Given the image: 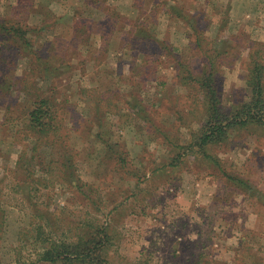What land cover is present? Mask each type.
<instances>
[{"label":"rangeland","instance_id":"obj_1","mask_svg":"<svg viewBox=\"0 0 264 264\" xmlns=\"http://www.w3.org/2000/svg\"><path fill=\"white\" fill-rule=\"evenodd\" d=\"M0 21H20L30 40L0 34V264H51L39 262L37 226L50 222L63 237L89 219L112 235L103 264H264L262 129L231 131L212 149L251 188L194 155L166 166L205 116L184 96L200 87L177 83L175 60L200 69L205 54L213 56L222 103L246 99L251 49L264 61V0H0ZM145 32L156 38L150 45L123 41ZM42 97L64 129L38 140L37 178L29 182L16 161L34 146L37 135L24 125ZM134 98L144 104L140 113L124 104ZM109 147L126 151L123 168ZM69 154L93 188L89 196L69 177L73 167L57 168Z\"/></svg>","mask_w":264,"mask_h":264},{"label":"trees","instance_id":"obj_2","mask_svg":"<svg viewBox=\"0 0 264 264\" xmlns=\"http://www.w3.org/2000/svg\"><path fill=\"white\" fill-rule=\"evenodd\" d=\"M105 1L106 0H81L83 3H90L95 6H100ZM156 4H160V2L155 1L152 4V12H155ZM177 7L173 6L174 9ZM182 13L183 12L180 10L176 11L177 16H183L184 14ZM192 25H194V22H192ZM27 31L28 29H26L24 24L20 21H0V34L2 33L8 35L16 43L18 41H23V43L26 44V42L30 41L28 38H25ZM89 31L91 33L92 28H90ZM105 38H107V35ZM151 39L154 40L156 38H154L151 33L148 35L145 32L144 34H134L133 37H125L123 38V41L125 43L131 42L132 48L139 49L142 45L141 40L146 43L143 45L147 46L150 45L151 42L147 43L145 41H150ZM200 40L201 34H197L195 45L198 46ZM103 45H106L105 41L103 42ZM191 45L193 46V43H191ZM228 52L229 50H226L222 53L226 56ZM250 55L251 60L248 62V74L245 76V83L250 89V94L246 99L240 100V103L236 102V104L234 103V105L229 106L222 103V87L220 83V76L218 75L219 66L215 64L214 58H212L213 56L210 57L205 54L203 60L200 61V63L204 62L202 67L200 66V69L193 66L192 61L190 60H175V79L177 83L184 85L187 89H192L193 86L191 85L193 83L200 87L201 91L196 90L193 92L192 90H188L184 96H192L197 99L201 103L202 113H204L205 116L204 120L199 123L197 128H191L189 131L190 140L187 143L176 144L175 147L178 150H176L175 154L171 155L169 158L170 160L166 163V166L174 167L178 165L181 161V157L185 154V156L194 155L195 158H202L210 163H214L216 165L218 164L223 175L231 178L232 180H238L246 188H251L245 180L238 176H232L224 170L221 165V159H219V157L212 152L214 145L224 143L231 131L238 132L243 129H250L251 127L254 129H262L261 131L264 134V61L259 57L258 52L253 51V49H251ZM130 69L131 68L129 67V70ZM134 99V102L125 100L124 104L131 108L134 113L142 112L144 105L142 100H139V98ZM235 100H237V98H235ZM95 102L91 101V104H94ZM102 106L103 104L101 103V107ZM193 110L194 107L192 108L191 106L189 111L192 112ZM27 113L28 118L24 125V129L27 130H25V132H33L37 135V137L32 139L34 146L30 149L31 153L26 155L25 151H22L19 153L16 162L17 168L23 167L27 171L29 177H31L30 180H27L29 182H34L37 177L34 176V168L32 169L31 167H34V160L38 157V140L42 138H44V140L55 138L59 132L63 133L62 130L64 129V126L61 122V116H56V110L54 109L50 99L47 97L35 100ZM179 114L182 113L179 112ZM144 119L148 122L146 116ZM178 120H180V118H178ZM256 131L257 130H251L250 133L255 134ZM261 131L258 133L262 134ZM61 133L59 135H61ZM43 134L46 136H42ZM96 136H99L104 140L101 134L98 133ZM159 140L163 139L159 138ZM160 142L164 143V140ZM105 144H107L106 140ZM64 146L68 145L65 143ZM109 148L115 152V157H117V159L119 158L118 162L122 163L120 164V167L123 168L126 159L125 155H127L126 151L122 149L114 150L112 147ZM72 156V154H69V157H64L65 159L60 161V166H57V168L60 172L64 173L65 171L66 173L68 166H70L69 168L73 167L74 170H71L69 177H73V180L77 179V191L80 194L83 196H89L91 194L90 191L93 188H88V183L82 181L80 177L75 174V165L77 164ZM86 190H88L89 193ZM0 218L4 219L2 212L0 214ZM93 218L96 220L95 216H93ZM71 229L76 230L77 226L76 228ZM36 230L37 233L34 238L35 241H40L41 247V250L38 252L39 262L55 264L62 261L67 264H103L108 259V244L111 242L112 236L110 234L108 224H96L94 221L89 219L86 220L83 225H79L76 233L63 237H56V235L52 234L54 230L52 229L50 222H47L45 225L39 224ZM194 262L197 263V258Z\"/></svg>","mask_w":264,"mask_h":264}]
</instances>
